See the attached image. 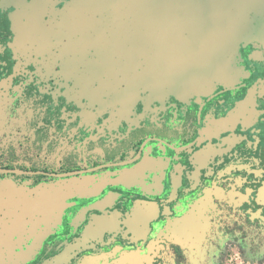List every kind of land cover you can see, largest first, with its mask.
Masks as SVG:
<instances>
[{"label": "flooded vegetation", "instance_id": "flooded-vegetation-1", "mask_svg": "<svg viewBox=\"0 0 264 264\" xmlns=\"http://www.w3.org/2000/svg\"><path fill=\"white\" fill-rule=\"evenodd\" d=\"M28 1L0 0V183L79 187L46 226L0 186V264H214L225 242L264 253V30L182 96L139 83L128 31L111 29L133 6Z\"/></svg>", "mask_w": 264, "mask_h": 264}, {"label": "water", "instance_id": "water-1", "mask_svg": "<svg viewBox=\"0 0 264 264\" xmlns=\"http://www.w3.org/2000/svg\"><path fill=\"white\" fill-rule=\"evenodd\" d=\"M75 4L133 6L123 11L128 20L112 22L111 29L128 31L123 39L132 49L124 53L135 56L139 83L159 85L166 94L185 96L213 87L230 69L238 47L263 37L264 0H75ZM26 5L36 6L32 0ZM118 12L107 11L113 17ZM64 181L25 189L6 181L0 186L10 188V200L14 206L24 204L27 214L39 204L36 210L47 226L46 220L60 219L68 192L79 187Z\"/></svg>", "mask_w": 264, "mask_h": 264}, {"label": "rangeland", "instance_id": "rangeland-1", "mask_svg": "<svg viewBox=\"0 0 264 264\" xmlns=\"http://www.w3.org/2000/svg\"><path fill=\"white\" fill-rule=\"evenodd\" d=\"M216 250L214 249V264H264V253L258 256L248 254L237 244L225 242L219 251Z\"/></svg>", "mask_w": 264, "mask_h": 264}]
</instances>
